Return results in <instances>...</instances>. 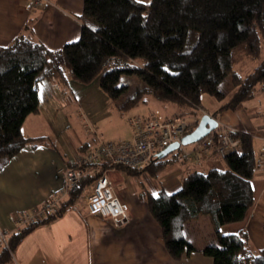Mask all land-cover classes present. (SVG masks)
Returning a JSON list of instances; mask_svg holds the SVG:
<instances>
[{
  "label": "trees",
  "instance_id": "1",
  "mask_svg": "<svg viewBox=\"0 0 264 264\" xmlns=\"http://www.w3.org/2000/svg\"><path fill=\"white\" fill-rule=\"evenodd\" d=\"M81 20L79 40L59 50L50 51L26 34L0 47V169L41 141L24 137L22 128L40 112L38 86L43 80L64 89L71 80L82 85L98 80L121 114L157 101L174 106L175 116L182 118L197 117L205 95L222 103L220 114L264 93V0H84ZM247 66L251 69L245 71ZM233 136L241 141V151L224 158L225 169L189 173L174 194L145 192L174 261L200 253L213 264H264V250L246 235L222 233L223 227L244 222L254 207L253 181L261 167L254 137L243 132ZM179 159L180 150L142 169H115L158 178ZM80 169L87 171L85 177L69 190L58 211L5 238L0 264H13L15 250L32 232L63 217L111 168ZM202 217L209 220L217 243L199 250L189 241L188 229Z\"/></svg>",
  "mask_w": 264,
  "mask_h": 264
},
{
  "label": "crops",
  "instance_id": "2",
  "mask_svg": "<svg viewBox=\"0 0 264 264\" xmlns=\"http://www.w3.org/2000/svg\"><path fill=\"white\" fill-rule=\"evenodd\" d=\"M136 1L144 4L152 2ZM83 11L84 0H48L43 8L37 10L32 9V0H0V47H7L18 36L26 34L50 51L59 50L79 40ZM37 76L30 78V86H33ZM38 94L40 112L27 118L22 133L26 138H41V141L36 143L37 147L28 145L0 169V254L5 238L28 225L25 215L42 210L48 200L58 206L66 200L63 197L65 179L60 171L73 168L80 158L94 151L99 141L97 135L104 141L133 139L132 130L128 135L119 130L121 126L124 127L119 119L126 114L114 109L98 80L91 85L71 80L66 89L43 80L39 83ZM150 103L160 106L164 112L160 107L156 109L166 117L176 115V108L170 104ZM220 104L209 110L208 114L213 116ZM263 108L264 93H261L236 110L213 116L219 127H235L254 137L255 151L261 162L253 181L255 205L244 222L227 225L222 228V233L246 235L259 250H264ZM152 112L150 109L138 114L149 116ZM200 113L198 120L207 114ZM193 147L191 145L188 150ZM219 166L226 168L216 146L203 160L183 162L179 159L159 178H154L155 182L149 180L148 173L142 174L143 178L142 175L132 178L121 171L110 170L108 176L114 183L115 194L129 208V224L117 228L111 219L90 215L86 201L90 194L89 187L63 217L32 232L17 248L16 255L42 257L41 264H45V258L53 259L48 264H213L210 258L200 253L185 255L181 261H174L165 248L162 230L149 211L145 192L155 195L163 189L168 194H174L181 189L182 179L189 173L218 169ZM25 241L28 250L20 252ZM203 244L196 248L202 250Z\"/></svg>",
  "mask_w": 264,
  "mask_h": 264
},
{
  "label": "built area",
  "instance_id": "3",
  "mask_svg": "<svg viewBox=\"0 0 264 264\" xmlns=\"http://www.w3.org/2000/svg\"><path fill=\"white\" fill-rule=\"evenodd\" d=\"M47 3L48 0H32V9H41ZM262 113L264 116V108ZM128 125L132 130V140L104 141L101 136L97 135L99 141L94 151L80 158L73 168L60 171L65 179L63 197L66 198L69 190L74 188L86 175L87 171L80 168L84 167L89 170L90 167L96 165L109 166L111 169L104 170L102 175L90 186L87 207L90 215L111 219L117 228L129 224L131 216L128 206L116 196L114 183L109 178L108 171L116 170L115 167L119 166L135 170L142 169L175 143L180 145V160L183 162L203 160L215 150L216 146L223 158L241 151V141L234 139L233 136L240 132L235 127L222 129L218 127L209 136L194 144L192 150H188V146L182 145V140L193 132L192 127L190 128V125L182 117H166L158 109H155L149 116L140 114L130 116ZM262 156L264 166V145ZM62 204L61 202L58 206L48 200L42 210H34L31 215L24 216L26 223L33 224L41 221L47 212L58 211Z\"/></svg>",
  "mask_w": 264,
  "mask_h": 264
},
{
  "label": "rangeland",
  "instance_id": "4",
  "mask_svg": "<svg viewBox=\"0 0 264 264\" xmlns=\"http://www.w3.org/2000/svg\"><path fill=\"white\" fill-rule=\"evenodd\" d=\"M245 69V71H248V70H250L251 69V67L250 66H247V67H245L244 68ZM130 84L131 85H133V86H135V87H137L138 85H140V82L138 81V80H135V81H133V80H131L130 81ZM231 96V95H230ZM111 100V99H110ZM226 101H228V100H226ZM111 102L113 103V101L111 100ZM202 103L204 104V106L205 107H203L202 106V108H200L199 109V112H205V113H210V111L213 109V107H215L217 104H220L216 99H214L213 97H211V96H208V95H205L204 96V98H203V100H202ZM221 106H222V103L220 104ZM220 106V107H221ZM157 107H160V106H155V104L154 103H148V105H146V104H144V105H141V106H139L138 108H135L134 110H132L131 112H129V113H127L126 115H125V117L123 118V119H119V120H121L123 123H124V127H118L117 126V128H119V130L121 131V132H124L126 135H128V134H131V128L128 126V124H127V121H128V118L130 117V116H134V115H139L138 113H140V114H143L145 111H148V110H152V111H154ZM161 108V107H160ZM159 108V109H160ZM219 109L220 108H217V110H216V112L214 111V113H213V116L215 117V116H217V115H219L217 112L219 111ZM210 110V111H209ZM161 111H163L162 110V108H161ZM164 112V111H163ZM162 112V113H163ZM198 112V114L199 115H201V113H199ZM220 114H222V113H220ZM199 115H198V117H199ZM209 115H211V114H209ZM174 117V116H173ZM264 117V116H263ZM195 118V119H194ZM189 125H190V128L192 127V129H193V125H195V123H196V120H198L197 119V117H188V118H183ZM195 120V121H194ZM199 121H200V119L198 120V123H199ZM116 127H115V129H117ZM114 129V132H116V130ZM219 129H222V127H220ZM118 130V129H117ZM105 139H107V140H111V138H105ZM194 145V144H193ZM191 147V145L190 146H188V148H190ZM194 148V147H193ZM214 151V150H213ZM212 151V152H213ZM211 152V153H212ZM210 155V154H209ZM220 168H218V169H222V166H219ZM141 175L142 174H140V175H138V176H132V178L133 177H135V178H138V177H141ZM147 176H148V178H149V180H152V182L154 181L155 182V180H154V178L153 179H151V177L147 174ZM141 178H143V175H142V177ZM159 178V177H158ZM136 181H137V179H136ZM137 183V182H136ZM152 184H154V183H152ZM155 186V184L153 185V187ZM149 189V188H148ZM81 198V197H80ZM87 199V198H86ZM85 199V200H86ZM79 201H80V199H79ZM78 201V202H79ZM87 201V200H86ZM190 229H188V231H189V233H188V235H189V241L194 245V246H197V245H202L204 242V244L203 245H213V244H216L217 242H216V239H215V237H214V235H213V230H212V227H211V225H210V222H209V220L207 219V218H205V217H202L201 218V221H199V222H196V223H193L192 225H191V227H189ZM24 244V246H22L21 245V248L19 249L20 250V252H26L27 250H28V244H26V241L23 243ZM16 251H17V249L15 250V252H14V254H15V264H28V262H29V264H41V260H42V257H39V258H35V257H31L30 258V255H25V257L23 256V255H20V254H17L16 255ZM29 258H30V260H29ZM27 259L29 260V261H27ZM46 259V262H45V264H48V262L49 261H51V260H53L52 258H45ZM52 264V263H51ZM53 264H55V263H53Z\"/></svg>",
  "mask_w": 264,
  "mask_h": 264
},
{
  "label": "water",
  "instance_id": "5",
  "mask_svg": "<svg viewBox=\"0 0 264 264\" xmlns=\"http://www.w3.org/2000/svg\"><path fill=\"white\" fill-rule=\"evenodd\" d=\"M219 127L218 121L211 115L205 114L199 121L196 129L189 135H187L182 140V145L190 146L196 144L209 136L213 131H215ZM180 149V145L178 143L172 144L168 148H166L163 152H161L156 159H164L173 152H176Z\"/></svg>",
  "mask_w": 264,
  "mask_h": 264
}]
</instances>
